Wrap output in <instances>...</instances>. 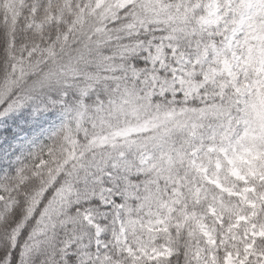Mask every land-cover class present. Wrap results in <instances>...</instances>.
<instances>
[{
    "label": "snow or ice",
    "instance_id": "6c2138e0",
    "mask_svg": "<svg viewBox=\"0 0 264 264\" xmlns=\"http://www.w3.org/2000/svg\"><path fill=\"white\" fill-rule=\"evenodd\" d=\"M0 264H264V0H0Z\"/></svg>",
    "mask_w": 264,
    "mask_h": 264
}]
</instances>
